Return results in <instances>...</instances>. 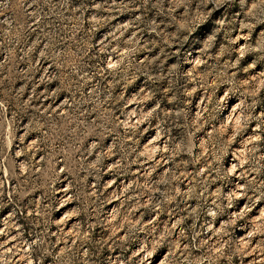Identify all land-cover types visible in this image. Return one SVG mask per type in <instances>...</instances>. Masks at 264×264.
<instances>
[{"label": "rangeland", "instance_id": "374dc122", "mask_svg": "<svg viewBox=\"0 0 264 264\" xmlns=\"http://www.w3.org/2000/svg\"><path fill=\"white\" fill-rule=\"evenodd\" d=\"M255 207L264 0H0V264H264Z\"/></svg>", "mask_w": 264, "mask_h": 264}, {"label": "bare ground", "instance_id": "6f19581e", "mask_svg": "<svg viewBox=\"0 0 264 264\" xmlns=\"http://www.w3.org/2000/svg\"><path fill=\"white\" fill-rule=\"evenodd\" d=\"M246 139V138H245ZM239 151V150H238ZM232 166H236V165H232ZM233 167V168H234ZM235 169V168H234ZM239 183V182H238ZM243 189V187H242V185L240 184V186H237L236 187V190H235V193H236V195L237 196H239V197H241L242 196V192H241V190ZM259 207V206H258ZM258 207H255V209H256V212L258 213V209H259V215H260V213H264V207H261V208H258ZM253 208V207H252ZM262 209V210H261ZM244 210V209H243ZM264 216V215H263ZM260 217V216H259ZM261 217H262V215H261ZM255 218V217H254ZM257 218V217H256ZM241 228V227H240ZM243 229V228H242ZM243 233V232H242ZM244 235V234H243ZM247 235H245V237H246ZM245 239V238H244ZM246 242V241H245Z\"/></svg>", "mask_w": 264, "mask_h": 264}]
</instances>
